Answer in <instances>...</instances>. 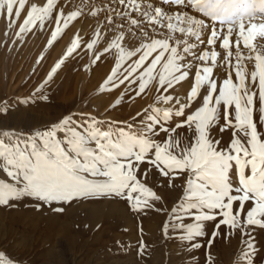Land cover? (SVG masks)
<instances>
[{
    "label": "snow or ice",
    "instance_id": "snow-or-ice-1",
    "mask_svg": "<svg viewBox=\"0 0 264 264\" xmlns=\"http://www.w3.org/2000/svg\"><path fill=\"white\" fill-rule=\"evenodd\" d=\"M89 14L96 23L87 38L77 33L65 59L20 102L50 103L55 76L81 50L91 53L89 71L113 60L100 91L115 102L68 110L27 134L0 129V206L27 202L52 216L86 202L116 206L141 221L161 217V237L186 254L184 264H217L213 248L225 240L238 244L236 264H264V0H0L17 37L54 25L49 46ZM218 41L227 68L214 76L207 62L220 53L201 46ZM245 62H254L250 80ZM183 83L190 90L181 93ZM144 96L151 103L141 110L112 115ZM135 246L147 264L155 244L142 225ZM0 264L19 262L0 252Z\"/></svg>",
    "mask_w": 264,
    "mask_h": 264
},
{
    "label": "rangeland",
    "instance_id": "rangeland-1",
    "mask_svg": "<svg viewBox=\"0 0 264 264\" xmlns=\"http://www.w3.org/2000/svg\"><path fill=\"white\" fill-rule=\"evenodd\" d=\"M35 2L37 0H27L29 5ZM92 2L100 4L101 0H92ZM79 3L80 0H73V4ZM24 18H26L25 13H22L20 22ZM95 23L90 14L87 18H82L81 22H70L69 27L62 31L57 41L49 46L47 42L51 39L50 32L54 30V25L46 24L43 30L37 27L34 32L25 33L20 38L16 35L19 31L17 21L14 19L13 27L9 28L7 17L0 15V102L5 99L8 101L10 113V119L0 120V129L11 127L18 134H27L35 127L43 128L50 120L68 110L88 113L92 112L93 108L102 110L109 101L115 102V93L108 95L101 94L100 91V85L114 67L113 60L111 58L102 60L98 66H94L89 71L88 66L92 63L91 53L82 50L68 58L63 69L55 76L50 85V103L42 104L37 100L35 104L25 106L20 102L21 98L28 96L35 87L47 79L46 74L55 62L65 59L67 47L70 46V41L75 35L79 33L87 38ZM220 43L218 41L215 45L201 46L203 50L209 52L215 50L220 53L216 64L211 60L207 62L208 66L214 68V76L226 75L227 65L222 59L224 50L219 46ZM241 48H243L242 41ZM232 50L235 53L234 40ZM41 56L44 59L38 64L37 61ZM232 63L235 64L234 56ZM245 68L250 80L254 62H245ZM232 75L235 77L234 68ZM187 87H182L181 93L185 89L190 90ZM148 103H151V96H144L112 115L126 118L129 112L134 114ZM82 118L80 115L75 117L78 122ZM140 126L141 120L137 118L133 128L138 129ZM20 138L23 139V136L21 135ZM24 203H17L12 207L0 206V252L15 257L19 264H140L135 241L138 237V226L141 225L152 227V232L145 233L147 234L145 237L155 244L152 258L147 264H184L186 254L178 255L177 246L171 242L165 244L161 237V217L145 218L143 221L132 216L126 219L119 218L115 216L116 214H111L108 218L104 215L99 217L97 214L90 217L88 209L97 204L86 202L70 209L66 215H49L46 220L42 218V213L29 209L30 217L38 224L36 230L28 232L24 230L21 221H18L19 223L11 221V216L17 215L15 217L18 218ZM105 207L108 210L114 208V206L109 208L107 205ZM98 224L101 225L99 230H92ZM63 225H67L68 228L64 230ZM85 225L87 227H84ZM50 233L53 234V238L48 241L46 237ZM26 237L28 240H25ZM118 240L130 242L132 247L123 250L117 246ZM218 244L219 242L213 248L217 264H236L237 242L235 241L225 254L219 249Z\"/></svg>",
    "mask_w": 264,
    "mask_h": 264
},
{
    "label": "bare ground",
    "instance_id": "bare-ground-1",
    "mask_svg": "<svg viewBox=\"0 0 264 264\" xmlns=\"http://www.w3.org/2000/svg\"><path fill=\"white\" fill-rule=\"evenodd\" d=\"M184 86H188V84L187 83H183V87ZM189 87V86H188ZM187 87V88H188ZM106 205H99V204H97V205H94V206H91L90 207V209H88L89 210V216L91 217V216H94L95 214H97V216H101V215H104L105 217H110V215L111 214H116L115 216H119V218H123V219H126L128 216L127 215H125V214H123L122 213V211H119L115 206H114V208H112L111 210H108L106 207H105ZM23 210H22V212L18 215V218L17 217H15V216H17V215H15V216H11V221H13V222H17V223H19L18 221H21V223H23L24 224V226H23V228H24V230L25 231H28L29 232V230H36L37 229V224L38 223H35V221H33V218L32 217H30V215H29V211L30 210H35L33 207H31L30 205H28L27 204V202H25L24 204H23V208H22ZM30 209V210H29ZM29 210V211H28ZM15 213H17V212H15ZM14 215V214H13ZM42 215V218H49V215H46V214H41ZM32 216V215H31ZM114 216V217H115ZM19 219V220H18ZM46 220V219H45ZM42 221V220H41ZM144 228H143V230H144V233H150V232H152V227L150 226V225H147V226H143ZM62 228L65 230V229H67L68 228V226L67 225H63L62 226ZM61 228V229H62ZM145 235H147V234H145ZM24 236V235H23ZM26 236V235H25ZM28 237H26L25 238V240H28L27 239ZM46 238H48L47 240L48 241H51V238H53V234L52 233H50V235H48V237H46ZM145 239L147 240V238L145 237ZM235 242V240H232V242L231 243H229L228 241H220L219 242V244H218V246H219V249H221V251L222 252H224V254L226 253V251H227V249L233 244ZM26 264H34V263H26Z\"/></svg>",
    "mask_w": 264,
    "mask_h": 264
}]
</instances>
